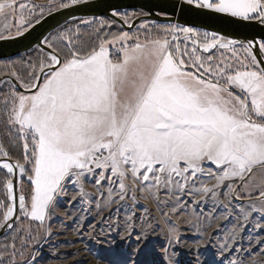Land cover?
Instances as JSON below:
<instances>
[{"label": "snow or ice", "instance_id": "6c2138e0", "mask_svg": "<svg viewBox=\"0 0 264 264\" xmlns=\"http://www.w3.org/2000/svg\"><path fill=\"white\" fill-rule=\"evenodd\" d=\"M251 232L264 0H0V264H264Z\"/></svg>", "mask_w": 264, "mask_h": 264}, {"label": "rangeland", "instance_id": "374dc122", "mask_svg": "<svg viewBox=\"0 0 264 264\" xmlns=\"http://www.w3.org/2000/svg\"><path fill=\"white\" fill-rule=\"evenodd\" d=\"M204 183H208L211 184L213 181L211 179L205 178ZM211 208V205H209V208L205 209V212L207 213ZM222 212V209H221ZM221 212H217L216 213V218L212 219L210 216L205 220V223L210 222L212 223L213 228L208 229L209 232L213 231V229L218 227V231L216 232V235L213 237V240H217V239H221L224 237V235L231 229L232 227V222L227 221L223 218V216L221 215ZM54 225L57 226V228H61L64 227L65 225H67L68 227H65V235L61 236L60 239H75V237L72 235V231H71V226H70V221L64 220L63 223H61L60 221H53ZM193 231H195V228H193ZM264 238V234H261L260 236H257L254 232L251 233H245L244 235V243H245V247H247V242L248 241H252L253 243H255L258 239ZM89 248H95V245L88 243L87 247L85 246V243H77L74 247H68L65 248V251L68 252H73L75 253L77 251V249H79V252L77 255L75 256H69L68 260L65 262V264H71L72 260H77L79 262V264H97L96 260L93 258V255L90 254L89 252ZM45 252V257L48 256V249L44 250ZM42 264H60V262L58 261H49L47 259H45L44 261H42Z\"/></svg>", "mask_w": 264, "mask_h": 264}, {"label": "water", "instance_id": "95a60500", "mask_svg": "<svg viewBox=\"0 0 264 264\" xmlns=\"http://www.w3.org/2000/svg\"><path fill=\"white\" fill-rule=\"evenodd\" d=\"M137 2H143V0H137ZM63 19H64V14L56 13L54 15V17H52L48 20V22L43 26V28H48L49 25L55 24L56 21L62 22ZM37 31H43V29L38 28ZM33 35H35V33ZM31 39H32V37H29V40H31ZM27 43H28V41H24L22 43V45L19 46L22 51L24 50V45H27Z\"/></svg>", "mask_w": 264, "mask_h": 264}, {"label": "crops", "instance_id": "0c3cea01", "mask_svg": "<svg viewBox=\"0 0 264 264\" xmlns=\"http://www.w3.org/2000/svg\"><path fill=\"white\" fill-rule=\"evenodd\" d=\"M36 3H43L44 0H35Z\"/></svg>", "mask_w": 264, "mask_h": 264}]
</instances>
